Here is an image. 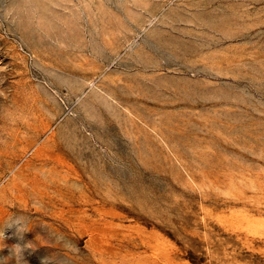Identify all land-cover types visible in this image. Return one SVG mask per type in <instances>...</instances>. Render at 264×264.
<instances>
[{"label": "rangeland", "instance_id": "1", "mask_svg": "<svg viewBox=\"0 0 264 264\" xmlns=\"http://www.w3.org/2000/svg\"><path fill=\"white\" fill-rule=\"evenodd\" d=\"M0 264H264V0H0Z\"/></svg>", "mask_w": 264, "mask_h": 264}]
</instances>
